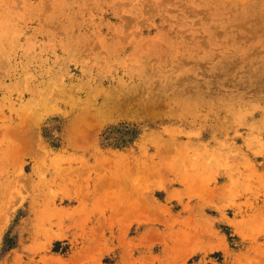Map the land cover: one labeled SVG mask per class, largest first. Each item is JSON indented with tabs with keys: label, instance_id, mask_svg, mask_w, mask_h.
Segmentation results:
<instances>
[{
	"label": "rangeland",
	"instance_id": "obj_1",
	"mask_svg": "<svg viewBox=\"0 0 264 264\" xmlns=\"http://www.w3.org/2000/svg\"><path fill=\"white\" fill-rule=\"evenodd\" d=\"M0 264H264V0H0Z\"/></svg>",
	"mask_w": 264,
	"mask_h": 264
}]
</instances>
